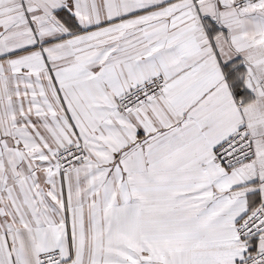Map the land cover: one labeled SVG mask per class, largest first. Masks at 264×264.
Instances as JSON below:
<instances>
[{
    "label": "snow or ice",
    "instance_id": "1",
    "mask_svg": "<svg viewBox=\"0 0 264 264\" xmlns=\"http://www.w3.org/2000/svg\"><path fill=\"white\" fill-rule=\"evenodd\" d=\"M0 264H264V0H0Z\"/></svg>",
    "mask_w": 264,
    "mask_h": 264
}]
</instances>
